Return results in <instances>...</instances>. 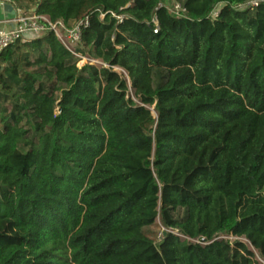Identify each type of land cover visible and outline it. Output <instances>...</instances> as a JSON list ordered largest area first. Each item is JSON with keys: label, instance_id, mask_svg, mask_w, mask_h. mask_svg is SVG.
I'll return each instance as SVG.
<instances>
[{"label": "trees", "instance_id": "1", "mask_svg": "<svg viewBox=\"0 0 264 264\" xmlns=\"http://www.w3.org/2000/svg\"><path fill=\"white\" fill-rule=\"evenodd\" d=\"M10 1L88 19L102 65L50 31L0 56V264L264 260V0Z\"/></svg>", "mask_w": 264, "mask_h": 264}, {"label": "built area", "instance_id": "2", "mask_svg": "<svg viewBox=\"0 0 264 264\" xmlns=\"http://www.w3.org/2000/svg\"><path fill=\"white\" fill-rule=\"evenodd\" d=\"M262 0H247L246 4L241 6L240 8L244 9L246 7L257 8ZM0 4L3 6L10 5L14 8L15 14L12 16L10 20L6 22L5 26L0 25V56L11 46L18 43H27L32 40H35L36 36H43L46 32H53L60 42L73 53L77 58H79V54H76L75 51H72L69 47L70 44H81L82 40V32L88 26V19H84L77 23H73L71 28H66L63 22L59 21L55 24H52L48 21H44L42 18L36 16L35 14H28L26 11L20 10L16 8L10 0H0ZM164 7V6H163ZM169 13L175 17H183L187 12L181 3L172 2L171 6H166ZM222 9V5L216 7V9L211 13V18L215 19L218 17L220 10ZM120 19V18H118ZM43 20L47 23L48 26H45L40 22ZM154 24L157 25L156 19H154ZM63 34V40L60 38L61 32ZM157 33V31H155ZM83 60V59H81ZM80 60V61H81ZM85 64L86 61L84 60ZM109 68V67H108ZM172 232L170 230L162 229V233ZM162 233L158 239L161 241ZM182 239H186L182 235H180Z\"/></svg>", "mask_w": 264, "mask_h": 264}, {"label": "rangeland", "instance_id": "3", "mask_svg": "<svg viewBox=\"0 0 264 264\" xmlns=\"http://www.w3.org/2000/svg\"><path fill=\"white\" fill-rule=\"evenodd\" d=\"M168 6H169V5H168ZM16 8H17V9H20V10H23V11H26V12H27L28 14H30V15H32V14H33V11H35L34 8L29 7V6H20V5H18V6H16ZM72 25H73V23H71V24H69V25H66V28H71ZM61 34H62V35H60V38H62V40H63V34H64V32L62 31ZM40 37H43V36L41 35ZM57 37H58V36H57ZM69 47H70V49H71L72 51H75V52L77 51V53H78V50L80 49V46L77 45V44H70ZM78 56H79L78 59H80V60L83 59V60H81L80 63L78 64V66L81 68V67H83V65L85 64V63H84V62H85L84 60L88 61V59H87L85 56L80 55V54H79ZM90 63H91L92 65H97V66H101V65H102V63H101L100 61H91ZM118 72H119V73H122L121 70H118ZM124 77H125V79L128 81V83H129V85H130V81H129V79H128V76H127L126 74H124ZM130 94H131V96H133V94H132L131 91H130ZM162 229H163V227L161 226V222L158 220L157 223H156V225H154V226H152V227H150V228L147 229V232H148L150 238H152L154 241H158V239H159V237H160V235H161V233H162ZM220 238L225 239V240L229 241L230 243H234L235 241H240V242H242L243 244H245V246H246L249 250H251V251L255 254V260L258 261L259 264H264V260L260 257V255H259L257 252H255V251L252 249V247L250 246V244H249L245 239H236V238H234V237H232V236H231V237L228 236V234H226V233H223V234L220 236Z\"/></svg>", "mask_w": 264, "mask_h": 264}, {"label": "crops", "instance_id": "4", "mask_svg": "<svg viewBox=\"0 0 264 264\" xmlns=\"http://www.w3.org/2000/svg\"><path fill=\"white\" fill-rule=\"evenodd\" d=\"M33 14H35V11H33ZM12 16H14V15H11L10 13H8L5 10V6H3V5L0 4V25L1 26H5L6 25V22L8 20H10L12 18ZM42 19L44 21H48V18L47 17H43ZM39 38H41V37L40 36H36L35 37V39H39Z\"/></svg>", "mask_w": 264, "mask_h": 264}, {"label": "water", "instance_id": "5", "mask_svg": "<svg viewBox=\"0 0 264 264\" xmlns=\"http://www.w3.org/2000/svg\"><path fill=\"white\" fill-rule=\"evenodd\" d=\"M5 10L10 13L11 15H14L15 14V11H14V8L10 5H6L5 6Z\"/></svg>", "mask_w": 264, "mask_h": 264}]
</instances>
